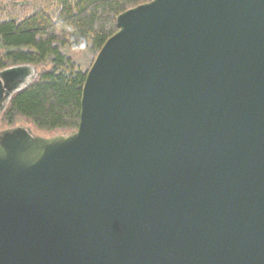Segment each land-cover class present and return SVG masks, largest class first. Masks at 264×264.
Listing matches in <instances>:
<instances>
[{"label": "water", "instance_id": "obj_1", "mask_svg": "<svg viewBox=\"0 0 264 264\" xmlns=\"http://www.w3.org/2000/svg\"><path fill=\"white\" fill-rule=\"evenodd\" d=\"M115 21L74 131H0V264H264V0ZM36 73L0 70V111Z\"/></svg>", "mask_w": 264, "mask_h": 264}, {"label": "trees", "instance_id": "obj_2", "mask_svg": "<svg viewBox=\"0 0 264 264\" xmlns=\"http://www.w3.org/2000/svg\"><path fill=\"white\" fill-rule=\"evenodd\" d=\"M148 1L0 0V70L19 64L37 68L35 77L5 101L0 131L21 123L47 136L74 131L90 64L77 66L66 49L86 46L91 63L116 31V16Z\"/></svg>", "mask_w": 264, "mask_h": 264}, {"label": "rangeland", "instance_id": "obj_3", "mask_svg": "<svg viewBox=\"0 0 264 264\" xmlns=\"http://www.w3.org/2000/svg\"><path fill=\"white\" fill-rule=\"evenodd\" d=\"M2 48L0 47V50H1ZM66 54L68 55V56H70L72 59H73V61H74V63L77 65V66H82V67H84L86 64H88V62H89V64H90V61H88L89 59H90V57H89V53H87V47L86 46H81V47H79V48H77V49H73V50H69V49H66ZM21 123V122H20ZM19 126H23V127H26L24 124H19ZM29 129V128H28ZM31 130V129H30ZM31 132L32 133H34V134H38V133H35L34 131H32L31 130ZM55 134H59V133H54V134H52V135H55ZM60 134H63V133H60ZM65 134H67V133H65ZM42 135V134H41ZM45 136H47V135H45ZM48 136H50V135H48Z\"/></svg>", "mask_w": 264, "mask_h": 264}]
</instances>
